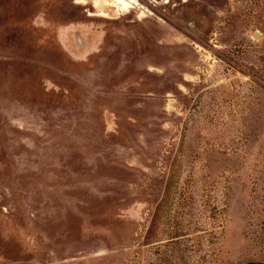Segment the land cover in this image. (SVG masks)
<instances>
[{"label": "rangeland", "instance_id": "obj_1", "mask_svg": "<svg viewBox=\"0 0 264 264\" xmlns=\"http://www.w3.org/2000/svg\"><path fill=\"white\" fill-rule=\"evenodd\" d=\"M264 263V0H0V264Z\"/></svg>", "mask_w": 264, "mask_h": 264}, {"label": "water", "instance_id": "obj_2", "mask_svg": "<svg viewBox=\"0 0 264 264\" xmlns=\"http://www.w3.org/2000/svg\"><path fill=\"white\" fill-rule=\"evenodd\" d=\"M243 264H264L263 262H246V263H243Z\"/></svg>", "mask_w": 264, "mask_h": 264}]
</instances>
